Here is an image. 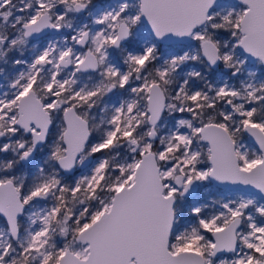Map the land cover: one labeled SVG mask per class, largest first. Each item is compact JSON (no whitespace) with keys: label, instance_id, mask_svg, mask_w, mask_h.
I'll return each instance as SVG.
<instances>
[{"label":"snow or ice","instance_id":"1","mask_svg":"<svg viewBox=\"0 0 264 264\" xmlns=\"http://www.w3.org/2000/svg\"><path fill=\"white\" fill-rule=\"evenodd\" d=\"M0 264H264V0H0Z\"/></svg>","mask_w":264,"mask_h":264}]
</instances>
